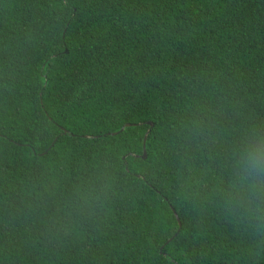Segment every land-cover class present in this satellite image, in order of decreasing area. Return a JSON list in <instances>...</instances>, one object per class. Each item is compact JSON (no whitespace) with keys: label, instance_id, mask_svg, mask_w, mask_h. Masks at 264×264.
<instances>
[{"label":"trees","instance_id":"1","mask_svg":"<svg viewBox=\"0 0 264 264\" xmlns=\"http://www.w3.org/2000/svg\"><path fill=\"white\" fill-rule=\"evenodd\" d=\"M253 127L264 0H0V264H264Z\"/></svg>","mask_w":264,"mask_h":264},{"label":"clouds","instance_id":"2","mask_svg":"<svg viewBox=\"0 0 264 264\" xmlns=\"http://www.w3.org/2000/svg\"><path fill=\"white\" fill-rule=\"evenodd\" d=\"M228 204L250 219L264 222V128H251L226 161Z\"/></svg>","mask_w":264,"mask_h":264},{"label":"water","instance_id":"3","mask_svg":"<svg viewBox=\"0 0 264 264\" xmlns=\"http://www.w3.org/2000/svg\"><path fill=\"white\" fill-rule=\"evenodd\" d=\"M151 125H152V124H151ZM130 126H132V125H131V124H127L125 127H123V128L121 129L120 132L124 131L126 127H130ZM149 132H150V131H148V133L146 134L145 139H144V155H143V159H146V158H147L146 142H147V139H148ZM116 134H118V133H116ZM174 213H175V212H174ZM175 214H176V213H175ZM176 217H177V220H178V222H179L180 230H181V228H182V224H181V222H180L179 217H178L177 215H176Z\"/></svg>","mask_w":264,"mask_h":264}]
</instances>
